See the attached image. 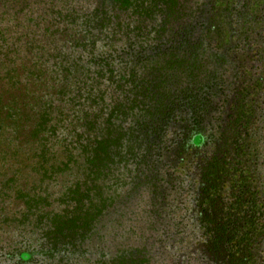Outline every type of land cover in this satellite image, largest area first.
Listing matches in <instances>:
<instances>
[{
  "label": "rangeland",
  "instance_id": "obj_1",
  "mask_svg": "<svg viewBox=\"0 0 264 264\" xmlns=\"http://www.w3.org/2000/svg\"><path fill=\"white\" fill-rule=\"evenodd\" d=\"M99 1L0 0V264L18 262L12 249L20 246V241L25 238L39 239L47 246L52 244L49 235L40 233L45 225L36 221L39 216L23 217V194L39 192L49 200H55L68 180L60 174L53 176L55 169H50L52 172L47 174L42 167V143L48 134L34 135L27 129L25 134L19 135L17 125L26 123L32 113H38L34 108L30 111L28 100L35 102L34 107L42 106L46 101L49 104L51 100L56 101V106L59 102L67 104L71 87L76 86L73 75L69 76L74 82L71 86L61 82L68 74L65 73L68 62L80 57L90 58L93 36L102 39L96 49L101 44L105 45L104 50L113 46L118 49L127 40L124 37L127 30L124 26L118 29L115 18L109 31L103 34L93 29V21L89 25L84 20L71 23L68 15L71 11L89 14L101 7ZM186 1V11H195L194 15H198L200 8L210 0ZM252 1L254 8L249 12L253 14L252 18H257L253 26L244 20L246 13L243 11L247 8H241L240 15L224 19L229 13L223 10L227 8L224 3L217 15L218 21H213L220 25L222 35H208L204 29L199 30L206 41L204 47H207L202 57L204 76H217L224 87L223 100L228 99L217 107L215 118L206 115L202 127H196L188 139V147L181 144L176 151L169 148L166 128L156 131L157 137L164 136L163 140L166 137L164 145L157 151L147 150V141L143 146L124 141L119 150L122 159L118 166L113 163L110 168L120 177L119 198L93 230L80 229L72 235L68 251L47 249L48 254L40 264H232L227 247L214 242L222 236L221 230L210 222L222 217L215 211L218 201L223 207L230 205L232 186L231 183L226 185L228 191L224 201L219 199L212 205L205 204L201 171L215 154L221 155L230 148L234 151L233 145L239 139L235 135L234 121L237 114L241 118L248 113V106L241 105L248 88L255 94L252 97L258 98V114L254 118L257 129L243 142L246 152H250L243 165L245 176L258 192L259 203L257 222L251 226L253 231L248 236L247 250L251 257L247 264H264V57L261 59L262 53L259 54L264 51V0ZM244 2L240 0L241 4ZM119 16L122 20L126 17L123 13ZM106 24L105 21L104 26ZM89 32H92L89 37L82 38ZM138 75L141 76L140 72ZM105 85L111 96L108 98H121L116 85L109 81L102 87ZM69 106L70 116H63L62 121V109L57 108L51 122L56 130L49 139L46 159L55 167L62 155L64 141H71L77 134L75 130L83 128L72 113L73 106ZM82 109L75 106L77 115L82 114ZM109 111L105 113V121L96 120L92 128L88 126L90 140L101 132L102 127V132L113 135L121 127L133 125L134 121L129 118H112ZM34 122L32 118L30 123ZM177 131L182 132L179 128ZM17 135L19 141H13ZM154 136V133L150 135L151 140ZM178 138L183 143L182 134ZM107 185L106 190H112V193L113 189Z\"/></svg>",
  "mask_w": 264,
  "mask_h": 264
},
{
  "label": "trees",
  "instance_id": "obj_2",
  "mask_svg": "<svg viewBox=\"0 0 264 264\" xmlns=\"http://www.w3.org/2000/svg\"><path fill=\"white\" fill-rule=\"evenodd\" d=\"M99 2L101 7H96L89 14L80 15L75 10L71 11L68 14L71 23L84 20L86 25H89L93 21V29L103 34L109 31L108 28L115 18L118 29L124 26L127 30L128 33L124 35L127 40L122 42L118 49L113 46L104 50L105 45L101 44L96 49L98 41L102 39L94 34L93 48L88 54L90 58L69 60L65 71L68 74L61 82L71 86L74 82L69 76L73 75L76 78V86L71 87V97L67 104L58 101L60 104L56 106V101L51 100L49 104L46 101V104L34 107L35 102L28 100L30 111L36 109L38 113H32L26 123L17 125L20 129L19 135L25 134L27 129L34 135L48 134L49 136H44L45 142L42 143V167L47 174L52 172L50 169H55L53 176L59 177L60 174V177L67 178L68 183L63 185L59 197L55 200H49V197L39 192L23 194V217L39 216L36 221L43 223L46 228L40 233L43 231L49 235L52 244L47 246L39 239L25 238L20 241V246L12 249L13 254L18 256V262L5 264H40L48 254L47 249L68 251L72 235L76 231L86 228L91 231L96 227L97 221L107 214L119 198L117 189L120 177L114 175L110 168L113 163L117 165L122 159L119 150L124 141L136 142L141 146L148 142L146 149L157 151V148L164 145L166 137L164 140V136L157 137L156 131L166 128L164 131L169 133L171 151H176L181 144L184 148L188 147V139L196 127H202L204 117L212 115L214 119L217 107L222 105L223 101H228L227 98L223 100L225 91L222 81L220 82L214 74L204 76L202 57L207 47H204L206 41L199 30L204 29L208 35H222L220 25L214 24L213 21L218 19L217 15L224 3L227 8L223 10L229 12L224 19L238 13L240 15L241 10L247 8L248 10L243 11L246 13L244 20L250 27L257 23V18H252L253 14L249 12L254 8L252 0H245L243 4L240 0H210L200 8L198 15H194L195 11H186V0ZM115 11L117 14H109ZM120 13L126 15L124 20L120 18ZM196 17L198 20H193ZM91 33L83 34L82 38L89 37ZM153 33L154 36L151 37ZM230 36L231 39L234 37L233 34ZM151 42L156 44L152 45ZM259 54L262 59L264 51ZM71 69H74V73ZM139 72L141 76L138 75ZM144 73L145 75H142ZM106 81L116 85L121 98H108L111 97L108 86L102 87ZM70 86L64 87V90H68ZM262 94L259 95L260 98ZM253 95L255 94L248 88L242 97L241 105L248 106V113L241 118L237 114L238 117L235 118V135H238L239 139L237 144H230L233 145L234 151L230 148L221 155L215 154L201 171V192L205 204L210 205L219 199L224 201L225 192L228 191L226 185L231 183L230 205L228 208L223 207L218 201L215 211L222 217L210 222L221 230L222 236H218L219 240L214 242L227 247L228 258L232 264H247L250 260L251 255L247 250L248 236L253 231L251 226L257 222L258 192L254 190L253 182L250 183L245 176L243 165L244 160L250 157V152H246L243 142L250 136L251 131L257 129L254 118L258 114V98L252 97ZM107 99L111 100L107 102ZM260 102L263 103V98ZM69 105L73 106L72 113L79 119L83 128L75 130L77 134L71 141H64L62 155L58 159V166L55 167V164L46 159L49 139L56 130L51 122L57 108L62 109V121L63 116H70ZM75 106L83 108L81 115H77ZM108 110L112 118L117 120L126 117L134 121L133 125L121 127L120 131L117 130L113 135L102 132V127L101 132L90 140V128L96 120L105 121V113L108 114ZM32 118L35 122L31 124ZM177 128L182 132L177 131ZM152 133L155 136L151 140ZM180 134L184 144L179 142ZM12 140L17 141L18 135ZM106 182L109 184L107 186L113 189L112 193V190H106Z\"/></svg>",
  "mask_w": 264,
  "mask_h": 264
}]
</instances>
